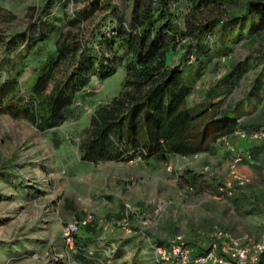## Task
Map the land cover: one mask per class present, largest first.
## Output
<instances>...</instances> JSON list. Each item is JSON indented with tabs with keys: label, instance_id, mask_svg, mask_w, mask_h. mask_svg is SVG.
Returning a JSON list of instances; mask_svg holds the SVG:
<instances>
[{
	"label": "rangeland",
	"instance_id": "rangeland-1",
	"mask_svg": "<svg viewBox=\"0 0 264 264\" xmlns=\"http://www.w3.org/2000/svg\"><path fill=\"white\" fill-rule=\"evenodd\" d=\"M45 1L0 0L1 41L7 42L16 33H23V40L12 44L13 51L31 45L32 40L42 39L45 48L52 51L54 41L60 37L88 46L95 33L106 32L111 24H121L134 32L137 29L134 22L138 21L146 5L152 13H157L160 8L167 9L179 29L184 30L189 22L225 20L243 11L245 0H232L219 8L208 9H195L191 0H54L44 6ZM9 14H13V18H9ZM218 29L219 26L215 33L204 38L211 47V59L206 63L200 61L203 70L198 83H194L199 86L193 89L189 100L195 102L194 95L202 97L204 89L214 87L221 75L230 71L229 65L232 68L244 63L238 78L214 88L224 93L221 98H226L225 108L243 101L245 110H253L256 100L250 103L246 98L264 65V31L253 41L243 38L238 43L228 42L231 49L225 57L216 52ZM182 42L176 44L178 52L172 63L185 60L186 47H181ZM192 43L195 45V39ZM9 53L13 56L15 52ZM200 54L198 58L203 61L206 55ZM33 56L24 62L18 80L23 99L35 102L39 96L32 95V87L37 67L45 56ZM222 59L227 60L222 62ZM193 63L196 66V57ZM58 69L59 66L55 73ZM1 71L3 78L5 72ZM123 77V65L108 78L92 76L68 108L65 122L54 127L40 129L25 118L0 114V264L89 263L94 251L86 254L81 246L76 251L65 247L60 239L61 227L91 213L95 231L97 226L102 231L106 222L122 218L114 212L120 200L147 214L165 203L161 217L147 222L146 232L153 236L169 239L179 234L185 242L205 244V248L214 243L211 232L218 227L237 239L239 246L264 239V153L258 160L253 159L239 146L242 142L239 139L234 142L243 153V161L237 165V173L246 183L235 185L232 193L227 195L218 191L219 185L230 178L231 156L221 141L207 156H173L167 162L90 164L80 161L78 143L90 114L98 104L109 101L120 91ZM50 84H47L48 89ZM249 143L246 149L264 144L263 141ZM189 173L196 175L194 182L187 179ZM138 224L137 221L131 223L132 229ZM103 247L105 249V245ZM114 254L115 251L111 259L105 256L110 264L123 262H114ZM124 255L125 252L123 259Z\"/></svg>",
	"mask_w": 264,
	"mask_h": 264
},
{
	"label": "trees",
	"instance_id": "trees-1",
	"mask_svg": "<svg viewBox=\"0 0 264 264\" xmlns=\"http://www.w3.org/2000/svg\"><path fill=\"white\" fill-rule=\"evenodd\" d=\"M51 1L54 0H46L44 6ZM231 1L191 0V4L195 9H208L219 8ZM13 16L8 15L9 18ZM134 23L137 26L134 32L121 24H111L106 32L95 33L88 46L85 43L79 45L72 39L57 38L52 51L45 48L41 42L43 39L32 40L31 45L13 51L12 44L23 40V33H16L4 43L0 38V73L1 70L5 72V77H0V114L25 118L40 129L60 125L67 118L68 108L92 76L108 78L123 65L120 91L93 109L83 130L78 143V156L83 163L150 159L167 162L173 156L212 154L217 143L232 136L237 129H264V104L261 103L264 102V65L246 98L250 103L256 100L253 110H245L243 101L225 108L226 98H221L224 93L214 88L238 78L244 70V63L223 73L218 83L207 91L203 102L190 104L189 100L193 77L201 76L203 70L200 61L206 63L211 59V47L204 41L206 35L215 33L219 26L216 52L227 57L231 49L228 42L238 43L243 38L253 41L264 31V0H245L243 11L225 20L214 18L199 24L189 22L184 30L179 29L167 9L160 8L157 13H152L146 5ZM245 24H248L247 28ZM192 39H195V45ZM181 40H184L181 47H186L185 60L172 63L178 52L176 44ZM9 51L15 52L14 55L11 56ZM200 53L206 55L203 61L198 58ZM31 55L45 56L37 67L32 87V95L39 96L35 102L24 100L19 93L18 76ZM194 57L196 66L193 60L190 61ZM48 83H51L49 89ZM246 150L250 157L258 160L264 153V144ZM187 179L194 182L196 175L189 173ZM155 243L166 244L158 240ZM186 244L194 255L206 252L209 247L193 242ZM153 262L156 264L155 260ZM254 264H264V254Z\"/></svg>",
	"mask_w": 264,
	"mask_h": 264
},
{
	"label": "built area",
	"instance_id": "built-area-1",
	"mask_svg": "<svg viewBox=\"0 0 264 264\" xmlns=\"http://www.w3.org/2000/svg\"><path fill=\"white\" fill-rule=\"evenodd\" d=\"M182 41V40H181ZM184 41V40H183ZM224 58V57H223ZM193 58H190L192 61ZM225 59H222L224 61ZM234 139L240 141H263L264 142V129L246 131L237 129L234 134L229 137L221 139L222 144L229 152L231 158L229 161L230 178L219 185L218 191L221 194H231L235 185L241 186L246 183V180L241 178L237 173V165L243 161V153L239 152V146L234 142ZM192 189V188H191ZM165 209V203L159 204L150 213L147 214L140 208L135 207L129 202L123 204V215L119 221L106 222L100 239L107 232H112L115 229H122L127 233L134 231L135 233H145L147 222L149 220H158ZM93 220V215L87 213L82 218H75L66 222L60 230L62 241L65 247L76 251L78 245L76 243V235L80 229L84 228ZM137 221L138 227L132 229L131 223ZM211 243L208 250L202 254H193V250L189 247L182 235H174L166 241V244H157L151 241V249L153 251L154 260L156 264H241V263H256L264 254V239H259L239 246L237 239L230 237V235L222 228H214L211 232ZM102 242V241H101ZM104 253L108 259L113 256V245L106 244Z\"/></svg>",
	"mask_w": 264,
	"mask_h": 264
},
{
	"label": "crops",
	"instance_id": "crops-1",
	"mask_svg": "<svg viewBox=\"0 0 264 264\" xmlns=\"http://www.w3.org/2000/svg\"><path fill=\"white\" fill-rule=\"evenodd\" d=\"M230 65H229V70H230ZM228 72V71H225ZM224 72V73H225ZM199 78L193 77V89L196 87L198 88L199 85H196L198 82ZM196 82V84H194ZM201 86V85H200ZM206 86V85H205ZM204 87V85H203ZM192 89L191 94L194 92V90ZM209 90V89H208ZM207 89H204V92L202 94V97H196L195 95L192 97L193 99H196V101L194 102L192 99L190 101V104H195L198 102H203L205 99V94L208 91ZM190 94V95H191ZM200 99V100H198ZM264 104V102H261ZM237 143V142H236ZM246 144L250 145L249 142H241L239 144V146L243 149L246 150ZM244 150V152H245ZM247 152V150H246ZM197 155H209V153H201V154H197ZM192 157V156H190ZM151 161H155L154 159H150V160H146V161H142V160H133L130 162H151ZM124 201L120 200L119 207L116 208L115 214L117 216L122 217L123 215V203ZM92 222H94V219L92 220ZM92 222H90L88 225H86L84 228L80 229V231L77 233L76 236V243L79 246H81V248H83L86 252V254H91L92 250L94 251L93 254L91 256L90 262L86 263V264H110V260H108L105 257L104 254V247H103V243L106 244H111L113 245L114 251H115V261H121L123 260V262L121 261L120 264H153L154 262V255H153V251L151 249V241H167V238H162L159 237L157 235H151L150 233L148 234V232L145 233H135L134 231L127 233L122 229H116L112 232H107L104 236L103 239H100L99 237L101 236V229L100 226H97V229L95 231V223L92 224ZM150 235V236H149ZM171 236V235H170ZM61 239V236H60ZM102 241V242H101ZM83 246V247H82ZM122 252V254H121ZM125 252V259H123V253ZM146 256H150L149 259H146ZM120 257V258H118ZM87 258V255H86Z\"/></svg>",
	"mask_w": 264,
	"mask_h": 264
}]
</instances>
